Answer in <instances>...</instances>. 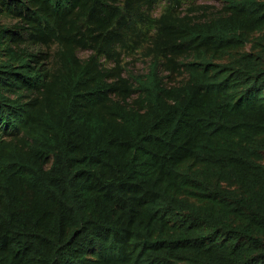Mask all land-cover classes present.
<instances>
[{"label": "trees", "instance_id": "trees-1", "mask_svg": "<svg viewBox=\"0 0 264 264\" xmlns=\"http://www.w3.org/2000/svg\"><path fill=\"white\" fill-rule=\"evenodd\" d=\"M195 1L0 0V264H264V0Z\"/></svg>", "mask_w": 264, "mask_h": 264}, {"label": "rangeland", "instance_id": "rangeland-1", "mask_svg": "<svg viewBox=\"0 0 264 264\" xmlns=\"http://www.w3.org/2000/svg\"><path fill=\"white\" fill-rule=\"evenodd\" d=\"M196 6H210V7H216L221 8L222 6V0H196L195 1ZM191 5V4H189ZM164 3H161L160 5L156 6L153 9V13L155 17H159L164 11ZM151 58L145 57L142 52H139L138 54H135L133 56H123L122 59V66L124 70H126L125 77H128L130 74H139L142 72H145L147 70V64H149Z\"/></svg>", "mask_w": 264, "mask_h": 264}]
</instances>
